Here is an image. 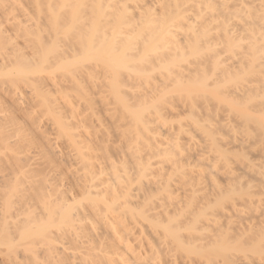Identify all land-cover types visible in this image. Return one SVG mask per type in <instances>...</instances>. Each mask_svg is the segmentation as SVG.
I'll return each instance as SVG.
<instances>
[{
  "label": "bare ground",
  "instance_id": "1",
  "mask_svg": "<svg viewBox=\"0 0 264 264\" xmlns=\"http://www.w3.org/2000/svg\"><path fill=\"white\" fill-rule=\"evenodd\" d=\"M30 1L29 9H16L19 14L11 19L6 16L11 15L14 9H0V154L6 153L12 164L6 174L0 175V238H5L7 233L4 211L12 205V193H4L3 190L15 186L26 173L25 190L29 193L36 191L40 197L45 196L49 200L45 204L48 218L36 230L24 229L21 238L28 241L42 237L44 243H49L47 235L50 229H58L53 233L58 244V257L50 256L47 249L44 252L46 263L51 260V264H76L73 261L77 260L78 264H176L172 256L161 259L163 246L159 243L157 235H160L155 231L154 224L134 219L141 216L139 211L142 212L141 208L147 204L144 188L138 184L133 189L132 180L126 177L125 171L116 168L109 156L97 157L91 144L94 133L91 135L88 127L86 129L83 116L76 115L71 104L66 103L68 110H65L56 99L51 100L48 93L53 90L44 85L42 75L49 70L71 71V89L83 90L84 84L93 82L92 87L98 88V93L121 87L128 89L158 77L156 84L144 85L130 93L120 91L109 103H113L119 111L132 114L133 124L140 127L135 140L145 137L154 141L156 154H172L168 167L170 171L161 183L168 198L173 192H189L192 185L188 177V173L191 175L188 172L190 166L183 162L181 145L185 143H180L179 135L187 133L186 142L189 145L198 138L194 137L192 130H196L194 133L199 129L202 134L207 133V140L211 142L210 131L200 126V122L195 121L192 126L190 122L183 127L176 121L177 127H168L162 134L156 129L158 127L155 130L150 127L153 122L144 119V113L152 108V113L148 112L149 117L156 118V114L157 117L162 116L159 109L166 99L164 95L171 91L188 94L189 80L191 82L195 77L201 80L198 88L208 91L215 90L220 83L231 82L232 85L224 92L231 96L229 98L234 105L248 99L253 89L245 83L246 77L256 68L264 67V30L260 27L255 33L253 19L236 24L233 18L242 12L249 18L256 15L258 25L264 24V0H152L151 5L146 0ZM7 22L12 25L14 37L22 40L25 51L12 46L11 40L5 37L2 26ZM214 23L216 25L212 27ZM181 26L185 27L187 34L179 39L175 30ZM243 43L245 45H241ZM234 49H240V52ZM227 52L232 54L233 60L229 61ZM206 80L210 84L205 86ZM241 81L243 85L239 88L235 84ZM193 85L191 87L197 88ZM185 96V103L178 107L189 111L192 107L193 110L198 108L194 99L189 98L190 94ZM222 98L225 100L223 95ZM234 105L231 106L234 108ZM77 116L78 120L75 119ZM158 118L163 121V118ZM158 118L154 124L160 122ZM89 120L92 121L90 117ZM211 127L214 129L212 124ZM224 127L231 128L229 123L221 125V128ZM117 130L121 131L118 133L121 144L128 143L130 137L127 139L125 133L130 134L129 129L120 130L117 127ZM210 144L213 146L212 142ZM124 147L121 162L130 159L138 167L141 177L150 170H156L158 176L165 172L161 166L152 169L151 161L144 160L143 163L142 159L130 153L129 147ZM200 162L207 165L210 159L200 156ZM223 171L222 175L233 174L226 165ZM175 176L176 180H172ZM154 184L159 185L160 182L154 181ZM192 197L189 196L190 202ZM54 205L59 206L56 222L51 219L56 214V210L51 208ZM114 210H119L117 216L111 214L115 213ZM230 213L231 216L236 215L238 221H232L235 217L230 220ZM237 213V208L231 205L219 217L206 219V222L218 225L220 219L228 214L229 218L226 217L233 222L230 226L239 236L251 233L258 236L241 248L239 254H226L230 249L226 239L220 241L214 252L223 256L225 264H264V207H260L253 220L243 219ZM70 222L74 223L73 228L60 230L61 225ZM162 232L175 244L176 241L181 242L174 231L165 228ZM0 244L9 246L10 239ZM74 245L78 251L85 250L76 259ZM47 246L50 247V244ZM96 251H101L102 255L96 254ZM60 255L62 259H59ZM153 255L156 263H152Z\"/></svg>",
  "mask_w": 264,
  "mask_h": 264
},
{
  "label": "rangeland",
  "instance_id": "2",
  "mask_svg": "<svg viewBox=\"0 0 264 264\" xmlns=\"http://www.w3.org/2000/svg\"><path fill=\"white\" fill-rule=\"evenodd\" d=\"M30 2V0H0V9L8 8L9 10L11 9V11L14 9L15 13L12 12L11 15L6 16L7 19H11L17 14L19 10H26L30 6ZM146 2H148L149 5H151L150 2L153 4L152 0H146ZM156 5L157 4L154 6ZM16 9L19 10L15 11ZM251 17L252 18H249L246 14L239 12L233 18V21L236 24H241L243 21H250L253 19L256 24L253 28L254 32L256 33L260 27L264 30V24L258 25L259 18L256 15H251ZM215 25V23L212 24V27ZM11 26L12 25H10L9 22L2 26V31L4 32L5 37L11 40V43L13 44L12 46L16 45V48L25 51L23 49L22 40L20 38L14 37V32ZM175 31L179 39L181 37L183 38L187 34L185 27L182 26L176 28ZM257 36L258 35L256 34V37ZM245 43L241 45H245ZM236 51L240 52V49L235 50V52ZM230 54L231 53L228 52L226 54V57L229 58V61L230 59H234L231 57L232 54ZM71 73V71L67 72L49 70L47 74H43L42 76L44 78V85L47 84V86H49L47 88L53 90L49 92L48 95H51V100L56 99L58 104L64 106L65 110H68L65 104L69 103L71 104L72 109L74 108L76 111L75 113L72 110V114L75 113L76 115L80 114V117L83 116L81 118L85 121L84 123L86 125V129L88 127L91 135L93 133L95 135L97 134V139H95L94 134L92 135L93 137L91 144L96 150V155H98V158L100 156H102L100 158H103V155H106L107 157L109 156L111 160L113 159L112 161L115 163L116 168L120 169V171H125L127 174L126 177L132 180L133 189L137 188L138 184L144 188L143 193L147 198V204L144 208H141L142 212L139 211L141 216L134 219L145 224H154L153 227L155 231H157V233L160 235H157L160 241L159 243L163 246V254L161 256L162 260L172 256L176 259V264H225L224 262L226 261L223 262V256L221 257V255H217V253L214 252V250H216L215 248L219 245L222 239H226V245L230 247L226 254L231 255L235 253L239 254V250L241 248L243 249V247L248 242H252L253 238L258 236L257 233L244 234L242 236H239L237 233H235V230H232L231 223H233L232 221L235 219V221H238V217L236 218V215L234 216V214L231 216V213L229 214V217L231 216L230 220L235 217L232 221L228 219L229 217L227 214L226 216L228 218L226 216L223 217V219L221 218L218 225H212L211 223L206 222V219H211L216 216L219 217L222 211L230 208L231 205H234V207L237 208V214L240 217H243V219L246 218L248 220H253L258 215H256V213L260 212V207H264L263 66L256 68L254 73L246 77V82L244 81L247 83L248 87L253 89V91H251V96L245 101H241L237 104L235 103V105L232 103L233 100H230V95L227 96V94H225V88L228 86L230 87L232 85L231 82L220 83L216 87L214 86L216 88L215 90L212 89L208 91L206 89L203 90L198 88V83H200L201 80H199L200 77H195L197 79L194 78V80H192V78L191 82L189 80L188 89H186L188 94H184L183 91L182 93L179 92V94L177 92L172 93L171 91L169 94L164 95V98H166L164 100L165 102L163 101V105L160 106L159 109V113L161 111L162 116L158 115V117L163 118V123L161 122L162 119L160 120L157 117V114L154 112L153 114H156V118H158L161 123L156 121V124H154L156 118L153 116H148L149 111H151L150 114L152 113V108L147 109V111L145 110L146 112L143 111L145 112L144 116H146H143L144 119L147 118L154 124L153 125L150 123V127L153 128V130H155V127H158L156 129L162 134H164L165 131H167V129L170 127H173L174 129V127L178 125L176 121L180 122L183 127H186L187 124L190 125V122L192 126L193 122L196 121L200 122V126L202 125V127L204 126L208 131H210L208 132L204 129L209 133L208 136L213 138L211 140V138L208 137V139H210L213 143L212 146V144H210L211 142L207 140L206 132V134L203 133L204 137L206 136L205 139L200 129L198 130L199 132L196 133H194L196 130H192L193 135L195 134L194 137L198 138H194L196 139V142L195 140H193L194 143L192 141L194 145L192 143H189L188 145L186 142L188 136L186 135L187 133L179 135V141H181L180 143H185L184 145H181L183 149L182 154L184 155L182 157H184L183 162H185V164H189L190 166L188 172L190 171L191 175L187 171L186 172L189 174V181H191L192 184L190 187L193 190L190 188L189 192H173L172 196L169 198L164 193V187L161 185V183H163V181L167 178L166 174L170 171L168 167L172 161V154H156L154 149V141L150 139H144L145 137L143 139L140 138V140L139 138L138 140H135L134 136L140 131V127L133 124L132 114L122 110L121 112L119 111V108L114 106L113 103H111V105L109 103L113 102V98L120 91H124V93H130L131 91H135L136 88L137 90L140 89L144 85L156 84L158 77L155 76L157 77L156 79L152 78L148 80L147 83H139L137 86H132L128 89L121 87L116 90L112 89L111 91L103 93L99 92L101 93L99 94L98 88L96 89L92 87L93 82L91 84L85 82L86 84H84L85 88L83 90L71 89L69 87ZM245 83L244 85H246ZM193 84H198L196 85L197 88L191 87ZM208 84H210V81L206 80L205 86ZM211 85L209 86L213 87V83ZM235 85L240 88L242 87L243 82L241 81ZM51 86H53V88ZM189 89L193 90L190 92ZM189 94V98H191V100L194 99L193 102L196 103L195 106L198 108L194 107L193 110L192 107V111H189L187 108H185L187 110H182L180 107H178V105L185 103L184 101L187 97L185 95ZM103 95L105 97H103ZM222 95L224 96L225 100L222 98ZM225 96H227L229 99L227 98L226 100ZM103 98L105 99L103 100ZM104 101L110 106H107V104L104 105ZM168 101H170V105ZM226 101L228 102L226 103ZM228 103L229 105L227 106ZM231 105H234V108ZM180 110H182V113ZM79 116H77L75 119L78 120ZM89 117L92 121L89 120ZM148 120L147 124L149 122ZM225 120L228 121L226 122ZM144 123H146V121ZM223 123H229L231 128H221V125H225ZM211 124L213 125L214 129H211ZM117 127H119L120 130L129 129L128 131L130 134L125 133V135L127 134V136H125L127 139L130 137V139H128L129 142L127 143L126 141L123 143L129 147L128 149L131 154L138 156L139 159H142L143 163L144 160L146 162L151 161L150 164H152V169H156L160 166L163 167L165 172L163 171L162 175L158 176L159 173H156V170H150L141 177L138 172V167H135L134 163H132L130 159H126L124 163L121 162L123 155L121 153H125V145L123 143L121 144V140L118 138L121 131L118 132L119 130H117ZM202 127L200 128L202 129ZM183 135L186 136V138ZM141 136L143 135L141 134ZM200 140H204V145H202L203 143ZM197 141L199 142L198 147L196 146L198 145ZM205 144L209 146V150L207 146L205 147ZM199 147H201V149ZM193 149L195 150V153ZM198 149L203 151V153H200L201 151L199 152ZM217 152L221 153L217 154ZM198 156H207L210 159V163H206L207 165H205V163L200 162V165L198 163ZM9 158L10 157H6V153L4 152L0 154V175L6 174L10 165H12ZM13 163L18 165L17 162ZM203 164L204 166H202ZM225 165L228 167V169L233 171V174L222 175ZM166 169H168V171ZM202 169L204 170V174ZM195 171L198 173H194ZM26 176L27 174L23 173L21 176L22 179H20L15 184V186H11L3 190L4 193H12V205L11 208L4 211V215L6 217L5 226L7 233L5 238H0V243L9 238L10 245L7 246L6 244H0V264H51V260L48 261V263L45 262V259L47 260L45 254L47 249L50 250V256L54 258L55 256L58 257V244L56 241H54L53 235L55 230H58L57 228L52 227L50 229V233L48 235L46 233V235L49 237V239H47L49 243H44L43 240L45 239L42 237L32 238L28 241L21 238V232H23L24 229L30 228L32 230H36V228H38L41 224L46 223L45 221L48 218V209L46 208L45 204H47L49 200H47L45 196L40 197L36 191H30L29 193L25 190V181H27ZM172 180H176V176L172 177ZM154 181H159L160 184L156 185L154 184ZM194 184L197 185L195 186ZM187 189H189V187ZM192 191H194V194ZM190 195L193 196L191 202L189 201ZM1 201L2 200L0 198V203ZM120 201H122V199H120ZM81 203L83 204L84 201ZM51 208L56 210V214H54V216L51 218L56 222V220L59 219V206L54 205L51 206ZM119 210H114L115 213L112 212L111 214L117 216ZM126 219L129 218L127 217ZM225 219H228V221H225ZM73 226L74 223L70 222L61 225L60 227L62 229L60 230L68 231L73 228ZM165 228L174 231L176 238L180 239L181 242L177 243L176 241L175 244V242L168 235L162 232V230ZM43 235H45V233ZM48 244H50V247L47 246ZM237 247L238 249L235 250ZM73 248L76 249V251L73 252V254L76 256L75 259L81 257L85 253V250L78 251V247L76 245H74ZM101 251H96V254L102 255ZM61 257L62 256L60 255L59 259H62ZM152 259V263L157 262V259L154 255ZM73 263L78 264L77 260H74Z\"/></svg>",
  "mask_w": 264,
  "mask_h": 264
}]
</instances>
